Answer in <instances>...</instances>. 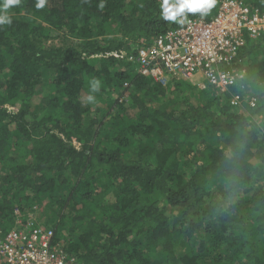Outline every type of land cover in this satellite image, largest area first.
<instances>
[{"label": "trees", "instance_id": "trees-1", "mask_svg": "<svg viewBox=\"0 0 264 264\" xmlns=\"http://www.w3.org/2000/svg\"><path fill=\"white\" fill-rule=\"evenodd\" d=\"M35 4L0 26V238L51 229L77 264H264V33L217 65L244 70L225 91L161 84L136 56L178 25L162 0Z\"/></svg>", "mask_w": 264, "mask_h": 264}, {"label": "built area", "instance_id": "built-area-1", "mask_svg": "<svg viewBox=\"0 0 264 264\" xmlns=\"http://www.w3.org/2000/svg\"><path fill=\"white\" fill-rule=\"evenodd\" d=\"M187 18V23L169 28L138 48L139 70L161 84L167 74H172L200 79L199 88L227 90L243 77L244 70L217 65L230 62L244 45L245 35L256 37L264 33V10L243 0H219L211 18ZM239 98L240 95H233L231 103ZM51 241V229L35 226L26 231L10 230L0 238V264H75L74 257L65 256L63 249Z\"/></svg>", "mask_w": 264, "mask_h": 264}, {"label": "clouds", "instance_id": "clouds-1", "mask_svg": "<svg viewBox=\"0 0 264 264\" xmlns=\"http://www.w3.org/2000/svg\"><path fill=\"white\" fill-rule=\"evenodd\" d=\"M21 3V0H2L0 3V26L3 25H11L12 18L8 14V9L18 6ZM46 0H36L35 7L36 9L44 8ZM217 0H174V2H170V0H162V14L163 18L166 21L176 22L180 25H183L188 22V18L185 13H200L201 16H206L210 13V11L215 7ZM103 7V4L100 5ZM183 16V19H177L178 17ZM101 82L99 79H93L91 82V93L87 96L88 103H95L96 97L92 93H96L100 90ZM241 100V97L239 98ZM253 101V99H251ZM251 100H248L250 105H254L250 103ZM48 229V228H46ZM14 230V229H10ZM9 230V231H10ZM8 232V231H7ZM53 235V231H52ZM75 259V257H74ZM75 264L77 261L75 259Z\"/></svg>", "mask_w": 264, "mask_h": 264}, {"label": "rangeland", "instance_id": "rangeland-1", "mask_svg": "<svg viewBox=\"0 0 264 264\" xmlns=\"http://www.w3.org/2000/svg\"><path fill=\"white\" fill-rule=\"evenodd\" d=\"M195 79H197V78H195ZM200 80V79H199ZM198 80H195L194 82L196 83Z\"/></svg>", "mask_w": 264, "mask_h": 264}]
</instances>
